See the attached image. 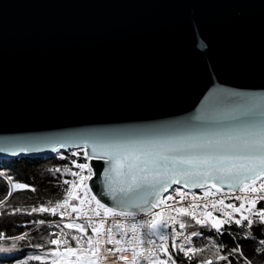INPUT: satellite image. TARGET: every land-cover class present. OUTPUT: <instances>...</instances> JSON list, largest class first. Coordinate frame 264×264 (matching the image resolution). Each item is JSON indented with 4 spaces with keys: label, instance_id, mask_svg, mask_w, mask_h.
I'll list each match as a JSON object with an SVG mask.
<instances>
[{
    "label": "snow or ice",
    "instance_id": "1",
    "mask_svg": "<svg viewBox=\"0 0 264 264\" xmlns=\"http://www.w3.org/2000/svg\"><path fill=\"white\" fill-rule=\"evenodd\" d=\"M260 80L246 86L259 91L214 86L210 97L224 107L207 117L4 137L0 153L48 152L53 154L49 160L66 162L46 169L57 184L67 185L62 198L23 209L29 217L59 218L58 232L44 229L51 245L62 243L66 249L51 251L57 257L51 264H264V205L257 208L264 202V70ZM0 176L8 184L0 199V223L15 224L11 216L22 208L9 198L18 189H37ZM64 176L71 179L61 180ZM30 223L53 226L44 216ZM65 230H74L71 240ZM194 238L208 243L196 246ZM7 239L14 241L11 249L15 242H24L22 248L43 246L32 244L28 232ZM11 249L0 247L5 253ZM209 250L211 256H205ZM6 259L28 264L41 256Z\"/></svg>",
    "mask_w": 264,
    "mask_h": 264
},
{
    "label": "water",
    "instance_id": "2",
    "mask_svg": "<svg viewBox=\"0 0 264 264\" xmlns=\"http://www.w3.org/2000/svg\"><path fill=\"white\" fill-rule=\"evenodd\" d=\"M262 70L264 0H0V141L211 116Z\"/></svg>",
    "mask_w": 264,
    "mask_h": 264
},
{
    "label": "trees",
    "instance_id": "3",
    "mask_svg": "<svg viewBox=\"0 0 264 264\" xmlns=\"http://www.w3.org/2000/svg\"><path fill=\"white\" fill-rule=\"evenodd\" d=\"M65 163V161H61L59 159L49 160L48 158H30L27 156H21L15 159H0V173L12 176L13 182L31 185L37 189V191L34 193L29 189H18L13 192V197L9 198V200L14 203L15 206L21 207L22 211L20 213L12 214L11 218L16 221L15 224L6 225L4 223H0V230L5 232V238L0 239V247L11 249L14 241L7 239V237L19 235L22 232H28L32 244L39 243L43 245L39 248L30 246L22 248L21 245H23L24 242H15L17 244L15 249H11V251L7 253L0 251V264H14V262L6 259V257L19 255L23 259L25 258V254H39L41 256V260L28 261V264H51L53 259H57V257L51 256V251L55 250L59 252L60 248L56 247L55 245H51L48 242L49 236L44 232V229L47 227L30 223L34 220V218L44 216L47 217L48 220L51 217L47 216V214L39 213L33 214L32 217H29L24 214L23 209L30 210L32 206H39L40 204L46 205L49 200L55 201L56 199L62 198V193L67 185H63L62 183L57 184L56 178L48 174L46 169L63 165ZM64 178L71 179L70 176H64L61 177V180ZM7 190V181L5 180L4 176H0V199L4 198ZM260 207L261 206H257V208ZM8 211L11 212L10 209H8ZM3 219V217H0V220ZM233 227L235 226L233 225ZM48 232L50 233L49 229ZM253 232L255 235H260L261 229L259 226H254ZM73 233L74 231L69 233L70 240L71 234ZM87 235L89 234L86 232L85 238ZM210 238L211 237H209V239ZM225 239H227V237H225ZM201 243L207 244L208 240L201 241L200 239L199 246ZM244 250L245 252L250 251L248 247H246ZM205 256L211 255L205 254ZM220 264H223V262H220Z\"/></svg>",
    "mask_w": 264,
    "mask_h": 264
},
{
    "label": "built area",
    "instance_id": "4",
    "mask_svg": "<svg viewBox=\"0 0 264 264\" xmlns=\"http://www.w3.org/2000/svg\"><path fill=\"white\" fill-rule=\"evenodd\" d=\"M258 183H259V182H258ZM169 192H171V189L169 190ZM192 192L195 193L197 197H201V196H203V192H202L200 189H192ZM235 194L239 195V194H241V193H238V192H237V193H235ZM165 195H168V193H165ZM230 202H234V203H236V205H237V204L239 205V201H229V200H225V203H230ZM73 203H75V202H73ZM168 203H170V202H168ZM257 205H264V202H259ZM214 215H219V214H218V213H214ZM58 219H59L58 217H56V218L51 217L50 219H48V221H50L51 224L53 225L51 228L48 227V224H47V223H46L45 225H43V226H46V227L49 229L50 233H52V232H58L59 229H56V228L54 227V225H55V223H56V221H57ZM94 219H95V218H94ZM107 226H108V225H106V227H107ZM65 231L69 233V232H73L74 230H65ZM87 233H88L89 235L91 234V229H90V228L87 230ZM65 238L68 239V240H70L69 234H68V236H66ZM194 240H195V244H196V246H199V241H200V239L194 238ZM60 246L63 248L64 251H66V249H65V247L63 246L62 243L60 244ZM69 246H71V247L74 248V247H75V242H71V244H70ZM107 247H111V246L109 245V246H107ZM85 248H87L86 245H85ZM64 251H63V252H64ZM205 254H207V255H211V250H209V251L206 252ZM86 255L90 256L91 253H86ZM70 259H75V257H70Z\"/></svg>",
    "mask_w": 264,
    "mask_h": 264
},
{
    "label": "rangeland",
    "instance_id": "5",
    "mask_svg": "<svg viewBox=\"0 0 264 264\" xmlns=\"http://www.w3.org/2000/svg\"><path fill=\"white\" fill-rule=\"evenodd\" d=\"M257 206H262V205H257ZM55 246L60 248L59 252H63L64 251L63 248L60 245H55Z\"/></svg>",
    "mask_w": 264,
    "mask_h": 264
}]
</instances>
